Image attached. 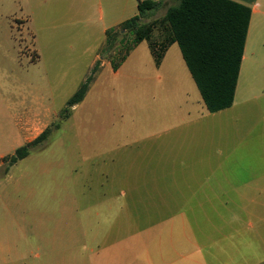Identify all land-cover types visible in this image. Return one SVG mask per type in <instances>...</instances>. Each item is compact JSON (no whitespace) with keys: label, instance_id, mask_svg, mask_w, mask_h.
Returning <instances> with one entry per match:
<instances>
[{"label":"rangeland","instance_id":"obj_1","mask_svg":"<svg viewBox=\"0 0 264 264\" xmlns=\"http://www.w3.org/2000/svg\"><path fill=\"white\" fill-rule=\"evenodd\" d=\"M171 4L146 13L143 23L163 18ZM29 19L25 0H0V264H20L14 244L25 245L23 238L35 234H44L50 245L29 247L31 263L52 264L57 257L65 263H87L92 249L120 241L135 248L144 243L139 238L144 230L178 210L143 205L183 199L207 177L213 178L209 184H216L218 176L202 175L201 170H215L222 163L219 151L263 150L264 143L252 141L264 137V78L256 79L247 70L233 108L210 114L204 107L207 117L202 121L167 132L196 119V101L204 102L191 77L192 101H183L182 92L175 91L184 81L168 74L189 72L178 46L157 67L148 42L133 46L129 34L110 53L100 52V63L119 62L133 46L120 70L115 74L111 63L101 72L99 67L84 101L60 130L53 129L89 76L93 38L83 47V27L65 29L77 44L74 57H80L70 63L61 59L67 54L59 53L64 50L59 45L56 55L40 52ZM160 35L156 31L154 40ZM49 127L50 137L5 173L4 158ZM232 162L227 167L238 166ZM183 163L196 174H179ZM246 165L240 159L239 166ZM63 233L64 250L52 252V243L61 241L52 237Z\"/></svg>","mask_w":264,"mask_h":264},{"label":"crops","instance_id":"obj_2","mask_svg":"<svg viewBox=\"0 0 264 264\" xmlns=\"http://www.w3.org/2000/svg\"><path fill=\"white\" fill-rule=\"evenodd\" d=\"M151 1L163 2L166 6L170 0ZM232 1L247 6L251 10V17L235 101L231 108L237 104L244 72L249 70L254 78H264V0ZM25 5L30 17L28 29L31 30L41 53L56 55L55 48L59 45L64 48L59 53L67 54L64 56L66 58L61 59L74 63L80 60V57H74L78 56L74 55L78 52V48H75L77 44L72 43V37L65 29L69 26H82L85 33L79 41L83 47L87 40L93 38L92 45L88 48L91 55L87 66L89 76L97 63L102 61L100 52L104 48L107 31L119 28L124 22L139 15V0H25ZM73 37L77 38V35ZM46 45L52 46L53 50L48 52ZM175 46L178 44L169 47L164 59ZM66 47L69 49L65 50ZM180 60L184 61L182 52ZM110 63H100V72ZM119 70L120 68L115 74ZM168 75L184 81L182 89L175 91L182 92L183 101H192L189 92L194 91V85L190 77L193 81L194 79L190 71L181 70L179 74L172 72ZM163 78L159 77V80ZM196 103L200 107L195 112L196 119L184 120L166 131L191 126L206 118V106H203L199 99ZM187 110H191V107ZM221 112L223 111L218 113ZM188 113L191 117L192 113ZM259 139L256 137L252 142L264 143V137ZM261 149L263 150L243 152L236 148L225 155L219 151L218 157L223 159L222 163L218 162L215 170H201L202 175L218 176L216 184H209L213 178L207 177L206 182L199 188H189V194L183 199L161 200L156 204L143 205L178 208L143 231V236H139L144 239L143 244L130 248L122 246L124 243L120 241L92 249L87 263L74 264H264V147ZM240 159L249 165L239 166ZM229 160H233L232 164L236 163L238 166L227 167ZM179 171L182 175L196 174L193 169L186 167L185 163ZM176 173L178 172L174 171L171 174ZM185 190L187 191V186ZM64 238V233L60 234V237H52L55 240L61 239L58 243H52V252H58L59 248L64 250ZM23 239L26 240L25 245L14 244L16 260L20 264H48L31 263L28 250L32 245L48 248L49 238L44 234H35ZM28 239L31 240L27 242ZM52 264L70 263H65L64 258L57 257Z\"/></svg>","mask_w":264,"mask_h":264},{"label":"trees","instance_id":"obj_3","mask_svg":"<svg viewBox=\"0 0 264 264\" xmlns=\"http://www.w3.org/2000/svg\"><path fill=\"white\" fill-rule=\"evenodd\" d=\"M173 2L161 19L143 23L146 13L157 11L163 2L139 0V15L124 22L119 28L108 30L101 52L110 53L122 45L127 35L134 36L133 46L147 41L155 63L159 67L165 53L173 44H178L183 59L190 71L207 110L214 114L233 106L244 57L251 10L232 0H170ZM160 31V41L154 40ZM129 47L119 62L111 61L117 71L126 61ZM100 63L67 101L60 120L53 124L57 131L62 121L70 118V112L82 103L95 81ZM47 128L33 142L18 148L11 156L5 157V173L19 161L28 158L34 148L45 142L51 135Z\"/></svg>","mask_w":264,"mask_h":264}]
</instances>
